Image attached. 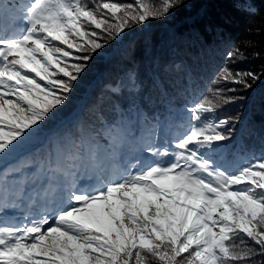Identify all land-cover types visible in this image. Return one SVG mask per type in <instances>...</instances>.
Instances as JSON below:
<instances>
[{
  "label": "snow or ice",
  "instance_id": "snow-or-ice-1",
  "mask_svg": "<svg viewBox=\"0 0 264 264\" xmlns=\"http://www.w3.org/2000/svg\"><path fill=\"white\" fill-rule=\"evenodd\" d=\"M186 4L0 0V264H264V158L230 169L212 153L238 117L209 118L264 74L238 67L252 41L227 51L185 130L137 102L147 89L133 69L98 101L115 118L99 109V130L33 147L95 54Z\"/></svg>",
  "mask_w": 264,
  "mask_h": 264
},
{
  "label": "trees",
  "instance_id": "trees-1",
  "mask_svg": "<svg viewBox=\"0 0 264 264\" xmlns=\"http://www.w3.org/2000/svg\"><path fill=\"white\" fill-rule=\"evenodd\" d=\"M146 2L156 4L159 0ZM246 41H252L253 46L246 49L247 58L238 67L264 73V0H247L245 7L235 6L232 0H187L184 8L163 19L127 28L93 56L84 72V77H91L90 83L83 86L77 82L71 94L80 100L87 91L79 108L76 111L78 100H71L72 114L61 116L60 125L70 118L71 122L61 126L51 139L79 124L99 130L96 119L99 109L109 119L115 118L110 103L98 105V101L106 99L110 86L133 69L147 89L143 100L137 102L157 119L183 125L181 130H185L190 120L185 108L204 95L211 96L208 90L218 86L213 83L215 73L225 62L227 51L236 47L245 50ZM253 52H259L260 56H254ZM106 71L107 75L100 79L98 76ZM154 78L161 81L159 90L151 86ZM249 82L250 89L232 85L238 88L237 99L223 104L209 117L216 121L238 117L228 125L232 128L231 139L212 153L233 170L264 158V74ZM47 145L40 146L36 153H43ZM39 179L46 181L48 177L41 174Z\"/></svg>",
  "mask_w": 264,
  "mask_h": 264
},
{
  "label": "rangeland",
  "instance_id": "rangeland-1",
  "mask_svg": "<svg viewBox=\"0 0 264 264\" xmlns=\"http://www.w3.org/2000/svg\"><path fill=\"white\" fill-rule=\"evenodd\" d=\"M126 2L127 3H132L133 0H125V2H123V3H126ZM112 56H113V54L111 55V57ZM107 73H108V71L104 72L102 75H100L98 77L101 79L102 77L107 75ZM84 76H85V73H83L81 77H84ZM81 77H80V79L77 82L82 83L83 86L86 85L88 82L90 83L89 80H90L91 77L90 78L84 77L85 78L84 80H81ZM76 85H78V84L76 83ZM76 90H78V93H79V87H77ZM86 92H84V94ZM84 94H83L82 99H80V100H78L74 96L73 97L70 96L69 101L67 102V104L64 107H62L59 111H57L55 116L51 120H49L47 124H45L43 126V131H42L41 135L36 139V141L34 142V145H33L35 151L38 150L40 148V146L46 145V143H48L49 140L51 139V136H53L61 126L71 122V118H70L69 121H67L65 124L60 125L62 123L61 122V116H64L65 114H72L71 100H76V101L78 100L77 106L75 107L76 111H77V108H79V106H80V104H81V102H82V100L84 98ZM76 114L77 113L75 112V115Z\"/></svg>",
  "mask_w": 264,
  "mask_h": 264
}]
</instances>
